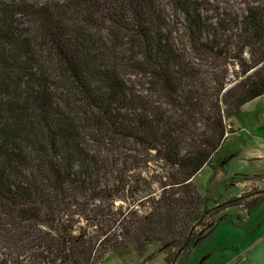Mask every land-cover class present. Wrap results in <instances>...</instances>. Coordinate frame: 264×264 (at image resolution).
Here are the masks:
<instances>
[{
	"label": "trees",
	"instance_id": "trees-1",
	"mask_svg": "<svg viewBox=\"0 0 264 264\" xmlns=\"http://www.w3.org/2000/svg\"><path fill=\"white\" fill-rule=\"evenodd\" d=\"M74 1L0 0V264H95L136 240L187 256L204 214L264 203L260 191L204 209L192 185L203 167L215 172L224 114L264 97V4L232 18L171 0L188 24V57L153 0ZM104 26L130 35L129 52ZM44 55L90 115L62 102ZM223 60L237 68L232 82L213 77ZM129 67L143 90L126 84ZM142 167H152L144 185L133 179Z\"/></svg>",
	"mask_w": 264,
	"mask_h": 264
},
{
	"label": "rangeland",
	"instance_id": "rangeland-1",
	"mask_svg": "<svg viewBox=\"0 0 264 264\" xmlns=\"http://www.w3.org/2000/svg\"><path fill=\"white\" fill-rule=\"evenodd\" d=\"M15 1L29 3L51 1L60 4L74 0ZM153 1L160 15L166 19L175 45L184 50V54L186 53L188 57H193L191 36L185 16L174 7L171 0ZM193 1L199 3L203 13L207 15L212 14L215 17V14L223 13L232 18L245 15L248 6L264 4V0ZM21 22L24 23L25 20ZM98 33L106 41L120 46L123 53L125 50L129 52L127 50L131 48L130 43L128 44L129 34L115 33L107 26L101 27ZM44 58L53 77L57 79L60 91H63L62 102L64 99L65 104L74 111L75 115H90L86 106L81 104L71 92L68 93L69 84L61 78L54 58L50 55H44ZM206 63L204 62V69L208 65ZM212 65L211 71L217 80L223 79L225 83L234 80V72L237 68H234L227 60L212 62ZM123 70L126 72V84L131 85L136 92L143 90L144 78L140 77L132 67ZM232 116L229 118L224 114L227 137L223 144L225 147L211 159L215 172L213 173L210 167L205 166L192 180V185L199 193L200 199H206L203 203L204 209L216 208L238 197L251 200L260 191H264V99L243 106ZM93 145L97 147L96 144ZM150 169L152 167H142L143 171L137 172L133 179L144 185V181H149V176L152 174V171H148V174L145 170ZM157 185L151 186L153 196L158 195ZM144 199L134 201L136 210L140 208V204L146 203ZM119 204L123 207L127 205L121 201L115 202V206ZM200 221L209 226L201 227L196 223L192 226L193 232L202 235V243L188 250L187 256L177 253L172 259L176 249L166 251L160 244L150 245L143 243L142 240H136L126 244L121 243L112 251L108 250L95 264H179L181 260L183 264H264V203L254 208L250 215L241 207H227L220 210L213 219L209 218L208 213L204 214Z\"/></svg>",
	"mask_w": 264,
	"mask_h": 264
},
{
	"label": "crops",
	"instance_id": "crops-1",
	"mask_svg": "<svg viewBox=\"0 0 264 264\" xmlns=\"http://www.w3.org/2000/svg\"><path fill=\"white\" fill-rule=\"evenodd\" d=\"M261 99H264V97H262V98H259V99H256V100H253L252 102H250V103H248V104H251V103H253V102H255V101H259V100H261ZM247 105V104H246ZM231 117H233V116H231ZM240 129V128H239Z\"/></svg>",
	"mask_w": 264,
	"mask_h": 264
}]
</instances>
